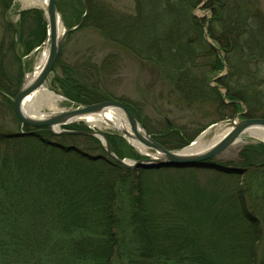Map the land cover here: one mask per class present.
I'll list each match as a JSON object with an SVG mask.
<instances>
[{
	"label": "trees",
	"instance_id": "1",
	"mask_svg": "<svg viewBox=\"0 0 264 264\" xmlns=\"http://www.w3.org/2000/svg\"><path fill=\"white\" fill-rule=\"evenodd\" d=\"M0 2L8 11L13 0ZM133 2L131 14L86 0L82 27L90 24L196 99L218 100L209 77L227 66L228 74L216 84L227 89L230 120L242 106L241 118L264 119L262 0ZM202 5L209 20L194 14ZM29 18L35 27L25 56L44 43L48 32L43 12L21 14L22 22ZM3 59L0 96L13 109L23 71L9 75ZM61 66L58 61L54 70ZM62 69L55 83L71 100L105 102L70 67ZM221 107L226 108L223 102ZM64 129L88 130L84 124ZM169 130L160 136L148 133L170 151L192 141ZM32 131L24 127L23 133L0 134V264H264V144L246 146L230 170L216 167V185H202L195 178L200 168L129 171L111 160L94 137ZM108 139L122 157V137ZM79 142L83 148L75 145ZM97 151L102 154L91 153ZM185 171L190 173L178 183L164 185L167 175ZM226 179L230 188L221 182Z\"/></svg>",
	"mask_w": 264,
	"mask_h": 264
},
{
	"label": "rangeland",
	"instance_id": "2",
	"mask_svg": "<svg viewBox=\"0 0 264 264\" xmlns=\"http://www.w3.org/2000/svg\"><path fill=\"white\" fill-rule=\"evenodd\" d=\"M84 1L86 3V0ZM84 1L82 0V5H84ZM89 1L108 2L112 8L131 14L134 11L133 0ZM262 1V8L264 9V0ZM56 2L60 6V14L66 29L76 27L85 14V5L83 9L80 0H56ZM202 7L203 5L195 11V16L198 19L209 20L211 18L210 12L203 10ZM36 10L43 12L45 16L44 8L27 6L24 0H13L8 11L4 10L0 2V47L3 49L5 56H0V58L1 60L4 58V68L9 72V75L17 76L23 66L22 60H24L27 73L36 70L39 59L46 48L45 39L44 43L34 49L31 54L24 55V45L31 39L30 34L35 24L32 18L22 22L21 14ZM9 26H11L10 28L14 32H12ZM82 26L67 37L65 47L59 59L62 66L53 71L45 84L50 91L65 100L60 103L59 110L68 111L75 109L79 105L66 96L62 87L58 83H55L56 79L63 77L62 68L70 67L76 79L80 83L90 86L88 88L97 91L100 99L129 104L143 122L145 126L142 125L143 128L147 129V133L149 131L152 135L160 136L159 134L169 132V129H172L181 132L183 138L192 140L190 142L192 143L205 132L210 131V134L206 138L207 141H210L218 129L230 126V121L233 118L230 120V109L227 108L230 105V100L227 99V89L216 84L219 78L225 77L228 74L229 70L227 66L223 71L209 77V88H216L220 93L218 100L210 96H198L196 99V97H189L184 93L182 87H173L171 80L161 76L151 65L139 62L122 48L108 42L90 24L85 28ZM18 33L20 34V38ZM206 40L214 46L208 37H206ZM219 54L223 55L220 52ZM22 81L23 75L20 79L21 84ZM220 102H223L226 108H219ZM245 112L246 108L242 106V111L236 115L238 116L236 120H242L241 115ZM82 124L87 126V128L91 127L88 123ZM99 129L108 136L116 135L120 137V133L111 128L102 125ZM23 132L24 128H22L16 117L14 107L11 109L0 96V134L7 136ZM122 139L125 141V146L122 144L124 150L120 159L130 162L140 160L141 157L135 149L129 146L123 137ZM98 141L103 147L102 142ZM169 142L171 145H174V142L170 140ZM257 144H261V142L250 139L246 134L243 135L239 142L212 160L213 167H201V171L195 175L196 180H199L202 185H216V183L212 182H215V179L219 178V176H216L217 173L214 172L217 169L216 167L222 166L221 169L230 170V167L236 164L239 155L246 146ZM75 145L80 148L84 146L80 142L75 143ZM187 146L171 151L178 152ZM91 153L94 155L102 154L99 151ZM135 155H138L140 158L136 159ZM188 173L190 172L170 173V175L163 178L164 185L166 183H178L181 176H185ZM221 182L230 188V180L226 179V182L221 180Z\"/></svg>",
	"mask_w": 264,
	"mask_h": 264
},
{
	"label": "water",
	"instance_id": "3",
	"mask_svg": "<svg viewBox=\"0 0 264 264\" xmlns=\"http://www.w3.org/2000/svg\"><path fill=\"white\" fill-rule=\"evenodd\" d=\"M84 1V0H83ZM85 14L80 20L79 24L72 28L66 29L64 22L62 20L61 14L58 11L56 0H47L46 7L44 8L45 17L47 20L48 32L45 41V46L49 47V54L46 63L42 67L39 74L31 81L28 82V76L34 75L35 71L27 73L25 70L24 60H22L23 65V81L13 100L14 111L16 117L21 123L22 127L32 128L29 134H35L42 130H46L53 135H74V136H89L100 140L105 148L107 156L116 162L121 167L129 171H134L136 169L143 170H154V169H193L201 168L203 166L213 167L209 161L220 156L233 145L240 141V138L246 134L250 129H255L258 131H264V119H242L237 121L236 116L230 121L231 131L216 145H214L209 150L194 155L184 154L187 148L193 146L196 141L191 143L188 147L178 151L173 152L166 149L163 145L158 143L147 131L143 128L140 122L135 118L130 109L118 101H105L92 105H77L75 109L68 111L59 110V112H53L46 118H33L24 111V102L32 97L37 91L43 88L46 82L49 80L53 73L54 67L60 59L63 49L66 44L67 37L78 30L84 19L88 14V7L84 1ZM62 25L63 32L60 33L59 26ZM19 38L20 34L18 33ZM107 110H114L120 112L130 131H121L120 135L126 140L129 146L135 149V151L141 156V159L135 162H130L118 158L111 147L108 135L102 132L99 128L89 127V131H68L63 130V127L87 123L84 121L85 118L89 116H95L102 114ZM134 139L144 146L145 150L149 153L148 155L140 153L131 143L130 140ZM264 143V142H261ZM72 147L70 150H73ZM153 154V155H150ZM153 156V157H152Z\"/></svg>",
	"mask_w": 264,
	"mask_h": 264
},
{
	"label": "bare ground",
	"instance_id": "4",
	"mask_svg": "<svg viewBox=\"0 0 264 264\" xmlns=\"http://www.w3.org/2000/svg\"><path fill=\"white\" fill-rule=\"evenodd\" d=\"M26 2L27 6L30 7H40L45 8L47 0H24ZM59 32H63L62 25L59 26ZM49 54V47H46L44 52L42 53L36 71L34 75L28 76V82L33 80L41 71L42 67L47 61ZM65 101L62 97L56 95L52 91H50L46 86L41 88L39 91H37L32 97L28 98L24 102V111L29 114L31 117L35 118H46L50 113L53 112H59V105ZM85 122L90 124V126L100 128L102 125L111 128L115 131L121 132V131H130L129 126L126 123V120L124 116L117 111L114 110H107L103 112L102 114L95 115V116H89L84 119ZM231 131V127L228 126L226 128L218 129L215 132L214 137L207 141V137L210 134V131L205 132L202 136H200L196 143L187 148L185 151H183L184 154L187 155H194V154H200L203 153L210 148H212L214 145H216L218 142H220L229 132ZM246 135L252 140L258 141V142H264V131H258L255 129H250L246 132ZM130 143L142 154L148 155L149 153L145 150L144 146L141 145L138 141L131 139ZM153 157V156H152Z\"/></svg>",
	"mask_w": 264,
	"mask_h": 264
}]
</instances>
